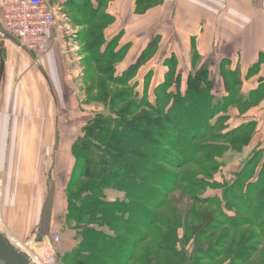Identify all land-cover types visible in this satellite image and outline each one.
<instances>
[{"label":"trees","instance_id":"trees-1","mask_svg":"<svg viewBox=\"0 0 264 264\" xmlns=\"http://www.w3.org/2000/svg\"><path fill=\"white\" fill-rule=\"evenodd\" d=\"M108 4L109 0L66 3L74 23L84 27L81 37L93 66L85 74L86 86L90 78L102 77L96 94L89 89L88 100L106 103L110 115L98 114L87 122L71 146L74 164L64 187L61 216L66 224H75L79 240L63 257L64 264H213L222 253L224 264H264V148L255 149L236 172L220 173V180L215 179L220 160L229 151L241 153L257 132L254 121L229 130L232 107L245 112L254 103L252 95L242 92L239 70H226L224 60L218 70L200 55L192 38L191 72L181 73V60L171 54L164 60V80L151 92L150 70L140 93L135 80L164 42L162 37H148L136 49L131 39H124V30L106 37L105 31L115 23ZM136 5L135 15L142 16L154 2L138 0ZM213 64L218 79L212 77ZM221 79L227 97L217 88ZM110 81L121 88H108ZM190 166L201 174L184 173ZM168 167L178 172L171 174ZM211 188L221 190V197H204ZM108 192L118 198L109 199ZM172 192L198 204H213L219 214L191 210L200 223L184 226L171 206L174 199L166 207ZM153 235L161 241V252L169 253L163 262L140 252L143 241ZM207 235L214 239L208 241ZM191 239L196 243L188 255ZM235 248L238 251H232ZM199 255L209 259L198 263Z\"/></svg>","mask_w":264,"mask_h":264},{"label":"crops","instance_id":"crops-1","mask_svg":"<svg viewBox=\"0 0 264 264\" xmlns=\"http://www.w3.org/2000/svg\"><path fill=\"white\" fill-rule=\"evenodd\" d=\"M0 1L1 5L4 0ZM137 1L109 0L108 11L115 18V23L105 31L106 37H114L121 30L125 31L124 39H131L133 43L136 37H162L163 42L168 37H179V43L174 47L178 51L169 53L176 54L183 62V64L180 63L179 71L182 65L186 68L185 64L191 63L190 40L195 38L198 51L204 59H210L216 64L218 70L223 60L228 65L226 70L238 69L243 94L252 95L254 102L257 98L261 99L257 106L248 111L244 117H240L236 110L231 111L229 130L249 121L258 124L253 140L241 153L229 152L226 155L243 154L245 156L242 159L237 156L234 158L239 164L231 173L236 172L255 149L264 148V0H153L154 7L142 16L135 15ZM50 2L62 8H68L66 7L68 0H50ZM1 7L0 173L8 168L6 174L9 180L5 188L3 205L5 208L11 200H17L18 194L21 202L38 203L36 208H39L42 219L45 200L52 184H55L52 230L56 228L55 231L59 232L62 227L59 223H55L54 218L62 215L65 208L63 186L60 187V184L56 185L52 181L48 190V188L45 189L46 182L40 181L32 185L30 189L25 188L27 183L21 182L20 179L24 178L30 170L32 164L28 159L30 154H37L40 151L38 148L43 145V140L50 136L51 130L54 132L55 148L61 155L58 161L59 169L61 167L66 171L64 182H67L66 178L71 172L72 159L69 151L75 141H72V137L76 139L81 134V130L75 132L72 126H69L70 129L62 138L59 129L58 104L64 97V89L67 88V80L63 78L65 60H63L60 43L57 42V35L53 36L52 50L49 51L43 63L35 65V59L30 52L21 48L17 39L4 29ZM170 45L172 43L167 42L165 48L167 49ZM163 62L160 63L161 74L165 75L168 68L163 66ZM217 88L225 97L228 96L222 79L217 84ZM65 101V105L72 104ZM63 113L66 115V112ZM23 138H28L26 148L23 146ZM8 145L12 146V153L18 154V162L15 164L11 158L6 167L5 155ZM67 162L70 166L68 164L66 167ZM16 174L20 176V179H16L18 177ZM14 178L16 181L13 180ZM15 231L21 234V231ZM26 231L32 232V229ZM70 247H73L72 244L69 245Z\"/></svg>","mask_w":264,"mask_h":264},{"label":"rangeland","instance_id":"rangeland-1","mask_svg":"<svg viewBox=\"0 0 264 264\" xmlns=\"http://www.w3.org/2000/svg\"><path fill=\"white\" fill-rule=\"evenodd\" d=\"M48 2L51 5V7H53L57 11V26L53 33H54V37L58 35L57 42L60 43L63 60H65L64 66H63V78L65 79V81L67 80V88L64 89L63 91L64 97H62V100L58 104L59 106L58 107L59 108V112H58L59 129L61 131V137L63 138L66 132L68 131V129H70L69 126H72V129L75 132H77L81 130L87 124V122L93 119L96 115L104 114L107 116V115H110V113L108 111L109 107L106 105V103H95V102H89L88 100L89 89H92V91L96 94L98 92V85L100 82L99 80H102V77L97 75L95 79L93 80H91V78L89 79L87 86L85 84L86 83L85 81L88 80V77L85 78V74L92 72L93 66L89 61L90 55L87 49L85 48L83 38L81 37L84 27L80 26V24L78 25L74 23L71 17V12L69 8H62L61 6L52 4L50 0H48ZM0 6H2V3ZM146 38L148 37L134 38V40H136L134 44L136 43L137 45L136 49L139 47V44L145 45V42H147L148 40L144 41L143 39H146ZM178 38L179 37H168L167 40L165 39L164 44L160 48V51L157 54V56L140 71L138 78L135 80L136 83H139V85H141L138 88V91L140 93L143 92L142 84H144V77L150 70L154 71V75L151 79V87H152L151 92H152L153 87H155V85L158 84V80L161 79L160 82L164 80L165 75L161 74L162 70L160 67V63L171 55L169 54L171 51H178V50H175L174 48L175 45L179 43L177 40ZM167 42L172 43V45L167 47L168 51L165 48V44ZM50 50H52V46ZM30 54L35 59V65H41L43 61L45 60V57L47 56V55L44 57L41 56V58L37 61V57L32 53ZM181 63L183 64L182 61ZM185 65H186V68H183V65H182L181 73L187 76L191 72V63H187ZM212 67H213L212 77L215 79L216 78L218 79V77H215V76H218V73H215L216 71L214 70V67H215L214 64ZM217 83H219V81H217ZM108 88L120 89L121 87L113 84V82L110 81V83L108 84ZM150 99L152 102L155 101L153 94L150 97ZM64 100H66L67 103L70 102L72 104L65 105ZM259 101H260V98H257L254 104L249 107L250 109L248 108L249 110L245 112H243L242 109L240 108H234V107H232V110L233 111L236 110V112L239 114L240 117H244L248 111H250L251 109L257 106ZM232 110L229 111L230 116H231ZM62 111L66 112V115ZM228 126L230 127V125ZM72 138H73L72 141L75 140L74 137ZM22 140H23V146H25L26 148L28 138L27 139L23 138ZM177 143H180V142H177ZM9 144H10V140H9ZM11 147L12 146L8 145L7 154L5 155L6 157L5 160L7 161V163L5 164L6 167L8 166V161L11 158H12L11 161L14 160L15 164H17L18 162L17 161L18 154L16 152L12 153ZM0 148H2V145H0ZM38 150L40 151H38L37 154L31 153L30 157L28 158L31 160L32 164H31L30 170L29 171L26 170L27 171L26 176L24 178L21 177L22 179H20L19 178L20 176L16 174L18 176L16 177V179L19 178L21 182L25 181L27 183L25 188L32 189V185L40 181H45L46 182L45 189L48 188L49 190L51 182L54 181L56 185L60 184V187L63 186V189H64V187L66 186L65 184L67 183L63 181L64 177H66L65 175L66 171L61 169V167L59 169L58 161L61 155H59L58 150H56L55 148L54 132H52V130H51L50 136L43 140V145H41L38 148ZM168 151L171 153V155H173V157H179L178 153H176L175 151H172L170 148L168 149ZM69 152L71 153V151ZM229 152H235V151H229ZM236 156L239 159H242L245 157L243 154L241 155L236 154L235 156H232V155L225 156L223 159L220 160V163L222 164V166L220 168V172H218L215 177L216 180H220V173H225L227 175H230L229 173L233 172L238 167L239 163L238 161L235 162V159H234ZM71 159H72L71 166H73L74 164L73 156H71ZM68 164L69 162H67L65 166L67 167ZM15 168H16V165L14 167V172H15ZM168 168H169V173L171 174H176L178 172L173 167H168ZM7 170L8 168L6 169V171ZM6 171L0 173V177L3 178V181H4L3 192H2V196L0 200V208L2 209V213H3V219H0V221L2 225L1 227L3 228H0V230L3 233H5L10 239L12 238L13 239L12 242H14V244L17 242L20 243L23 246L20 248L23 252L27 254H32V252H35V250L40 245H42V244H39L38 241L35 242V239H37L39 236V229H40L39 221L41 220L39 208L38 209L36 208L38 203L35 201L21 202L18 199V194H17V200H14V201L11 200V202H9V204L6 206L7 208L6 207L4 208L3 204H4V197H5L4 196L5 188H6L7 181H9L7 179ZM183 172L186 174L189 172L198 173V170L190 166L184 169ZM198 174H201V173H198ZM69 177L70 175H68V177L66 178L67 181L69 180ZM13 180L16 181L15 178ZM216 183H219V182H216ZM161 190H162V193L165 192L164 189H161ZM107 196L111 200L118 198L117 194L114 192H108ZM169 197H170L169 199L171 200L170 201L168 200V204L166 207L170 208L171 206H174L176 208V210L179 212V216L181 217V221L183 220L184 226L187 223L188 225L192 223L198 225L200 223L199 221H197L195 217H192V215H190L191 210L214 212L215 214L217 213V215L219 214L215 205L210 204V203L209 204L208 203L198 204L191 197H188L186 195H180L178 194V192H172ZM204 197L206 198L221 197V190H213L212 188L208 189ZM179 198H182L184 201L179 200ZM173 199H174V205H171V202L173 201ZM54 221L55 223H59L60 226L62 225L61 227H63L61 231L59 230V232L55 231L56 228H54L53 230L55 232L52 233L51 235L52 239H54V241L56 242L54 245L56 264H64L63 257L65 256V254L70 252L77 245V242L79 240V235H78V232L74 229L75 228L74 223L66 224L65 222L66 217L64 215L55 217ZM161 222L162 221L160 220L158 226L156 225V229L160 226ZM14 229L21 231V234L16 232ZM27 229H32V232H27L26 231ZM235 235H233V237ZM240 235L242 236V234ZM208 236L209 235H207L206 237ZM156 238L158 239V241ZM234 238H236V236ZM207 239L208 241L209 240L212 241L214 238L213 236H209ZM257 240L258 238H254L252 241L257 243ZM29 243L31 245H29ZM143 243L144 244L141 246V250H140L142 256H145L149 252L153 254V257H152L153 260L156 261L160 258L159 260L163 262L164 257H167V255L169 254V253L167 254L165 251L161 252V249L159 247V244L161 243V241L155 235H153L150 239L148 238L145 239ZM189 243L191 244H189L187 247V250L190 249L188 250V253H187L188 255L191 254L192 246H194V243L196 242H194V240L191 239ZM70 244H72L73 246L72 248L71 247L69 248ZM180 246H178V248ZM67 248L68 250H66ZM232 251H238V249L235 248ZM160 252L162 253V256ZM260 252L261 251H259V254ZM201 255H199L197 258L198 263L207 261L209 259L208 256H205V255L201 256ZM223 255L224 253L220 254L218 258L214 259L213 264L226 263L225 262L226 260H222ZM257 257L260 258L261 256L257 255ZM250 264H255V263L250 262Z\"/></svg>","mask_w":264,"mask_h":264},{"label":"built area","instance_id":"built-area-1","mask_svg":"<svg viewBox=\"0 0 264 264\" xmlns=\"http://www.w3.org/2000/svg\"><path fill=\"white\" fill-rule=\"evenodd\" d=\"M2 23L4 29L17 39L20 47L34 54L38 61L50 51L57 26V11L48 0H4ZM3 185V178L0 177V200ZM38 253L32 252L36 261Z\"/></svg>","mask_w":264,"mask_h":264},{"label":"water","instance_id":"water-1","mask_svg":"<svg viewBox=\"0 0 264 264\" xmlns=\"http://www.w3.org/2000/svg\"><path fill=\"white\" fill-rule=\"evenodd\" d=\"M59 139L57 138V144ZM55 184H52L51 189L45 200L42 212L40 225V235L38 242H41L44 236H47L51 230V222L53 216V206L55 198ZM0 264H32L27 253L19 250L11 244L6 235L0 231Z\"/></svg>","mask_w":264,"mask_h":264},{"label":"bare ground","instance_id":"bare-ground-1","mask_svg":"<svg viewBox=\"0 0 264 264\" xmlns=\"http://www.w3.org/2000/svg\"><path fill=\"white\" fill-rule=\"evenodd\" d=\"M0 219H3V213H2V209L1 208H0ZM40 225H41V222H40ZM1 226L2 225H1V221H0V228H3ZM51 231H52V222H51L50 233L47 236H44L43 240L41 242H39V244H42V245H40L35 250L36 252H39L38 253V261H36V259H35L36 257L32 256V254H28V256L30 258V263L34 264V262L36 261L37 262L36 264H49V261H50V264H56V256H55V250H54V245H55L56 242L54 241V239H52ZM3 235H6V234L3 233ZM39 235H40V229H39ZM7 239L11 242V244L13 246L18 248L19 250H21L20 248L23 247L18 242L14 244V242H12L13 239L12 238L10 239L8 236H7ZM37 239H35V242L38 241ZM29 245H31V244L29 243Z\"/></svg>","mask_w":264,"mask_h":264}]
</instances>
